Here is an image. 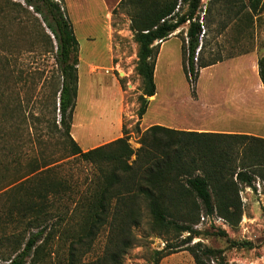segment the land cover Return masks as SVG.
I'll list each match as a JSON object with an SVG mask.
<instances>
[{
    "label": "trees",
    "instance_id": "1",
    "mask_svg": "<svg viewBox=\"0 0 264 264\" xmlns=\"http://www.w3.org/2000/svg\"><path fill=\"white\" fill-rule=\"evenodd\" d=\"M247 1L210 0L206 10L202 0L120 1V6L129 9L139 44L136 69L142 78L140 119L147 111V98L157 93L155 69L161 43L188 23L182 46L183 67L194 85L202 68L222 60L202 55L212 24L213 6L219 4L229 19L241 20L245 15L244 21L253 24L262 0ZM25 2L34 10L30 22L37 34L31 42V51L36 57L52 56L53 62L47 68L37 65L34 69H27L22 62V66L10 69L8 58L5 65L0 60V155L15 161L25 145L22 136L25 131L36 151L26 162L16 160L14 169L20 174L7 183L22 194L17 200L21 204L14 202L12 209H17L19 217L12 211L10 220L23 224L30 233L22 237L20 233L5 236L4 240L14 243V247L11 254L1 257L0 264H39L49 245L57 240L67 246V264H81L82 257L107 227L105 249L92 264H123L135 242L133 229L146 216L156 229L178 234L189 232L184 244L199 233L194 225L204 215L216 214L238 225L243 217L242 189H256L258 179L264 185V136L186 131L161 124L142 130L139 121L136 124L139 147L131 144L126 130L121 137L84 150L72 133L80 61L74 25L62 2ZM14 10L19 16L15 15L13 20L26 22L21 10L28 14L29 10L21 2L0 0V18H11ZM219 23L223 24L221 34L229 22ZM156 41L160 42L155 44ZM258 72L264 86V56L258 60ZM33 78L37 79L36 104L40 112L28 113L23 100L12 89ZM6 85H10V91ZM67 162L86 164L91 171L79 192L69 184L68 176L58 175V167ZM72 197L77 204L73 210L77 223L67 226L70 208L63 203L62 210L59 201ZM54 218L56 222L51 223ZM186 249L196 264H213V257L218 260L214 264H227L221 250L201 241L187 245Z\"/></svg>",
    "mask_w": 264,
    "mask_h": 264
},
{
    "label": "rangeland",
    "instance_id": "2",
    "mask_svg": "<svg viewBox=\"0 0 264 264\" xmlns=\"http://www.w3.org/2000/svg\"><path fill=\"white\" fill-rule=\"evenodd\" d=\"M18 1L28 8L29 14L21 10L22 20L26 21L24 23L13 20L15 15L19 16L15 10L11 18H0V60L5 65L8 58L10 69L22 66V62L27 69H34L37 65L47 68L53 62L52 56L36 57L31 51V42L37 37L35 25L30 22V14L34 15V10L25 0ZM56 1L62 2L80 43L79 89L72 133L83 149L110 142L121 133L124 135L126 130L131 136V144L137 148L140 146L136 130L139 121L143 130L152 120L167 119L162 117V107L166 108L168 104L182 110L185 116H192L189 109L193 107L201 110L200 105L203 104L190 103L189 96L199 93L202 94L201 99H208L204 96L205 90H211L216 95L212 98L218 97L223 102L226 98L225 103L215 104V118L210 119L208 125L251 130L256 132L255 135L264 136V86L258 72V60L264 56V0L260 2V13L255 16L253 24L244 21L245 15L241 20H235V17L229 19L228 13L219 8V4L213 6L212 24L202 55L206 59L222 60L217 66L206 67L202 72L200 70L194 85L188 80L183 67L182 46L188 23L162 42L155 69L157 100L148 105L141 119L138 111L141 106L139 97L142 94V78L136 69L139 44L135 40L129 9L119 5L121 0ZM209 1L202 0L204 10ZM238 2L242 3L243 0ZM219 21L229 22L221 34L219 30L223 24ZM36 82L37 79L33 78L27 84L12 89L23 100L28 113L40 112V106L36 104L39 100ZM1 85L5 86L4 83ZM6 86L10 91V85ZM226 90L231 93L226 94ZM201 118L188 120L199 122ZM201 122H204L203 119ZM22 136L25 145L17 153L15 161L0 155V262L1 257L11 254L14 247V243L4 240L5 236L20 233L22 237L30 233L29 228L25 229L23 224L10 220V212L14 211L13 204L20 203L17 200L22 194L15 187L11 188L13 185L7 186L20 174L14 169L16 160L26 162L30 155L36 154L35 146L29 142L28 132L25 131ZM58 171V175L68 176L69 184L75 186L77 192L85 187L82 183L91 173L86 164L68 162L60 165ZM255 185L256 189L244 187L241 191L244 207L238 225L224 218L227 221V227L224 228L215 223L214 218L221 217L216 214L209 215L208 220H202L201 217L194 225L199 233L190 243H183L189 232L178 234L173 230L156 229L151 218L146 216L133 229L135 242L125 255L123 264H196L186 248L198 241L221 250L227 264H264V185L260 179ZM78 194L73 196L77 197ZM73 198L59 201L62 210L65 205L70 208V219L64 221L67 226L77 223V215L73 211L77 204ZM16 211L14 213L19 217ZM55 222L56 218L52 219L51 223ZM107 239L108 227L102 229L92 249L82 257L81 264H92L102 255ZM217 261L213 257L212 263ZM39 264H67V246L61 240L55 241L49 245Z\"/></svg>",
    "mask_w": 264,
    "mask_h": 264
},
{
    "label": "crops",
    "instance_id": "3",
    "mask_svg": "<svg viewBox=\"0 0 264 264\" xmlns=\"http://www.w3.org/2000/svg\"><path fill=\"white\" fill-rule=\"evenodd\" d=\"M218 64H221V62L216 63L214 65L211 66H217ZM210 67V66H208ZM206 68V67H205ZM204 68L201 69V72ZM258 74V73H257ZM246 92V91H244ZM230 90H226V94H230ZM216 96L213 92H211V90H205V97H209L208 99L204 98L201 99L200 97H202V94L199 93H195L194 96H189L188 101L192 104H203L200 105V107L202 108L201 110L197 109L195 110L193 107H191V109H189V114H191L192 116H185L184 112L180 109L175 108L174 106H169V104L166 106V108L163 106L162 107V117H166L167 119H162V120H152L150 121L148 124H146V128H148L149 126L153 125V124H161L170 128H174V129H179V130H186V131H209V132H232V133H249V134H255L256 132L251 131V130H244V129H240V128H230V127H226V128H220V127H216L214 125H208V121L212 118H215V104H217L218 102L221 103H225V99L224 102L222 99L217 98H212L211 96ZM149 104H151L152 102H155L157 100V93L156 95L152 96V97H148L147 98ZM204 101V102H203ZM209 101V103H208ZM211 102H214L212 106H209ZM188 105L186 104L185 107H187ZM209 106V107H208ZM166 112H165V109ZM168 112L169 115H168ZM221 115V114H218ZM202 117V118H201ZM189 118H195V119H200L201 120L199 122H195V121H189ZM203 119L204 122H201ZM123 127V124L121 125V129ZM123 136V133H121L120 136ZM89 142V141H88ZM87 150V149H84Z\"/></svg>",
    "mask_w": 264,
    "mask_h": 264
},
{
    "label": "built area",
    "instance_id": "4",
    "mask_svg": "<svg viewBox=\"0 0 264 264\" xmlns=\"http://www.w3.org/2000/svg\"><path fill=\"white\" fill-rule=\"evenodd\" d=\"M209 219V216H202V220H208ZM214 221H215V223H217L218 225H221V226H223L224 228H226L227 227V221L224 219V218H222V217H218L217 219L216 218H214Z\"/></svg>",
    "mask_w": 264,
    "mask_h": 264
}]
</instances>
